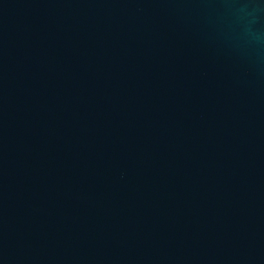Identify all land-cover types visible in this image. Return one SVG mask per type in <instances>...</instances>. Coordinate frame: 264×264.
<instances>
[{"label":"water","instance_id":"obj_1","mask_svg":"<svg viewBox=\"0 0 264 264\" xmlns=\"http://www.w3.org/2000/svg\"><path fill=\"white\" fill-rule=\"evenodd\" d=\"M0 264H264V0H0Z\"/></svg>","mask_w":264,"mask_h":264}]
</instances>
